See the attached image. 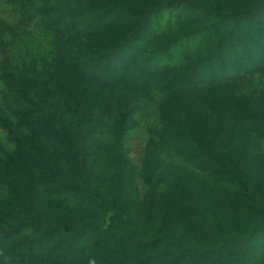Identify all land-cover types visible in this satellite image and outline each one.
<instances>
[{"label": "rangeland", "instance_id": "obj_1", "mask_svg": "<svg viewBox=\"0 0 264 264\" xmlns=\"http://www.w3.org/2000/svg\"><path fill=\"white\" fill-rule=\"evenodd\" d=\"M33 1L41 7L55 0ZM107 1L117 9L94 12L98 30L82 50L95 54L101 48L110 51L111 58L118 51L128 63L131 56L124 80L143 67L145 86L138 84L142 79L124 82L107 97L101 74L96 78L101 95L93 93L87 85L92 76L77 67L74 55L51 51L59 62L58 124L74 138L88 187L109 210L89 197L55 125L35 119L21 97L10 94L11 110L21 108L7 113L13 117L7 127L22 139L13 152L0 156L7 174L5 181L0 176L2 264H21L26 255L29 264H264V229L253 241L232 240L218 251L209 249L230 234L244 236L264 214V110L257 115L242 100H234L243 87L257 82L252 78L264 82V42H252V28L237 25L224 44L233 47L220 51L216 41L232 23L212 35L207 27L214 18L204 20L202 11L181 4L168 7L170 0ZM222 1L229 8H248L258 0ZM154 9L159 11L152 14ZM1 17L8 20L5 12L0 11ZM52 17L41 13L37 18L47 22ZM261 17L264 22V8ZM144 19L151 25L148 31L141 28ZM69 27L62 22L52 28L57 33ZM250 65L258 66L260 73L250 79L231 77ZM170 74L176 81L164 88ZM65 75L80 82L75 88L60 86ZM140 87L151 92L158 88L160 98L165 145L162 149L161 143L150 144L143 159L148 170L155 161L165 169L164 175L157 172L153 177L152 187L162 180L154 192H147L146 177L133 166L139 146L130 151L89 132L95 115L117 120V108L138 96ZM41 98L45 101L46 95ZM181 115L187 116L182 125L177 122ZM118 157L124 164L121 178ZM26 219L29 223L22 221ZM156 236L162 239L149 243Z\"/></svg>", "mask_w": 264, "mask_h": 264}, {"label": "trees", "instance_id": "obj_2", "mask_svg": "<svg viewBox=\"0 0 264 264\" xmlns=\"http://www.w3.org/2000/svg\"><path fill=\"white\" fill-rule=\"evenodd\" d=\"M3 4L7 6L6 9H3ZM179 4L193 10L202 11L204 14L200 17L204 20L205 17L214 18L215 21L212 25L207 27V29L211 28L213 30L212 35L221 34L222 28L232 23V29H229L225 36H220L216 41V48L219 47L217 50L221 51L223 47H230L231 50L233 46H224V44L229 43V35L232 34V30L237 25L247 24L252 28V31H254L252 42L257 44L264 42V22L261 17L264 0H258L248 8L240 5L236 8H229L222 0H170L166 2L168 7H175ZM113 5L107 0H55L50 5L45 4L37 7L33 0H0V11L5 12L8 19L0 18V156L13 152L16 149L17 141L22 139V136H17L18 139L12 136L7 127V119L11 118L12 120L13 118L8 117L7 113L13 111V114H16L14 110L21 108L11 110L13 106L9 95L15 94L25 102L28 114L37 120L55 125L53 126L55 134L66 144L68 153L75 159L83 176L84 188L88 191L89 197L99 208L104 210H109V208L101 201L98 194L88 187L84 159L76 148L74 138L69 133L64 132L58 124L59 93H57L58 74L56 72L59 62L51 50H64L74 55V59L78 61V63L76 62L77 67H82L85 72L92 76L90 80H87L91 84L87 82V85L92 87L93 93L100 94L102 91L99 89L98 79H96L101 74L105 75L104 83L106 84L107 97L113 92L121 90L125 82V71L131 66V56H127L130 60L128 63L118 51L111 58L110 51L101 48L97 49L98 52L95 54H89L82 50V44L91 36H94L98 30L96 20L98 16L94 12L105 9L113 13L117 9ZM158 11V9H154L152 14ZM41 13L49 16L53 15V17L47 22L42 20L38 22L37 17ZM85 15L87 16L84 18ZM141 21V28L148 31L151 28L148 20ZM62 22H68L71 27L65 31L57 30V33L53 32L52 27L57 24L61 25ZM74 25L77 27L76 30ZM240 47L243 49V45H240ZM110 59H113V62H110ZM245 68V70H237L231 77H235L234 79H250L260 73L258 66L250 65ZM143 70V67L137 68L133 78L127 80L125 84L129 81L134 82L135 79H142L138 84L145 86L147 81L143 80L145 79ZM176 78L175 75L170 74L167 78L168 84H164L163 87L173 85ZM65 79L64 83H59L60 86L73 85L75 88V84L80 82L74 80L70 75H65ZM252 79H256L258 83L255 82V84L243 87L241 95L234 97V100L236 102L242 100L257 115H260L264 110V82L261 77ZM154 89L158 90V88ZM157 90L151 92L144 88L138 92L140 93L138 96H133L126 103L121 104L117 108V120L111 119L114 122H111L110 119H107V121L100 115H95L93 124L89 128V132L93 136L100 135L104 136L105 140H114L123 146H127L130 151H133L135 146H139L138 151L134 150L136 165L133 166L146 177L144 186H148L147 192H154L160 188L162 180H159L155 187H152L153 177L155 178L157 172L160 175L165 173L163 165L157 164L156 161L153 170H148L143 164L144 156H146L150 144L161 143L162 149L165 145L162 141V117ZM42 93L46 95L45 101L41 98ZM93 95L95 96V94ZM103 96H106V94H103ZM90 97L88 96V99ZM20 104L23 105L24 103L21 102ZM186 119V115H181L177 122L182 125ZM107 127L109 131H112L111 134ZM159 153L164 155L163 150H160ZM117 170L121 178L120 175L124 173V164L119 157L117 159ZM0 176L4 181L7 179L6 169L3 166H0ZM7 213L12 217H17L12 212ZM115 213L119 216L122 215L120 211ZM22 221L29 223L28 219ZM262 229H264V214L248 228L244 236L230 234L221 241L219 247L209 249L210 251H218L221 246L232 240H238L241 243L253 241L256 234ZM158 239H162V237L156 236L149 243H153ZM169 243L177 246V243L172 240ZM181 248L184 249V247ZM188 249L192 250L191 248L184 250ZM2 260L0 258V264H2ZM21 264H29L28 255L24 257Z\"/></svg>", "mask_w": 264, "mask_h": 264}]
</instances>
